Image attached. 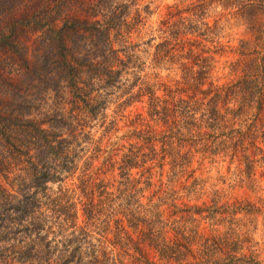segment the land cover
Instances as JSON below:
<instances>
[{
    "label": "trees",
    "instance_id": "trees-1",
    "mask_svg": "<svg viewBox=\"0 0 264 264\" xmlns=\"http://www.w3.org/2000/svg\"><path fill=\"white\" fill-rule=\"evenodd\" d=\"M21 1L0 0V13ZM67 2L39 0L36 11L0 28L4 48L15 52L25 67L17 91L0 112V264H124L118 248H126L129 235L125 227L144 223L151 236L163 222L154 202L142 206V186L131 173L135 161L126 153L117 164L113 187L102 181L89 182L85 176L91 163L87 157H92L86 153L92 133L82 128V122L102 117L117 91L131 97L126 89L130 83L122 81L121 73L130 66L132 51L126 49L121 28L128 24L124 18L135 0H94L91 18L63 16ZM235 9L239 17L235 24L250 32L249 41L238 39L236 49L240 54L255 52L248 67L227 81H208L200 87L208 58L201 51L195 60L203 64L192 61L196 68L190 74L193 80L187 96L164 104L158 102L154 90L147 91L149 115L170 121L158 139L159 148L168 155L182 157L196 142L221 159L233 160L236 150L245 145L261 151L252 137L254 128L243 130L236 116L247 108L257 111L264 96V57L256 54L258 44H264V0H243ZM190 14L178 19L181 23L186 20L183 30L203 40L218 39L213 31L216 23ZM27 27L38 29L29 53L31 61L17 33ZM223 28L225 23L220 24L219 32ZM114 34L119 36L116 46ZM167 40L163 37L154 43V62L172 54ZM247 43L250 47L245 49ZM193 90L201 95L189 99ZM183 144L188 145L180 151ZM79 162L83 163L81 170ZM75 172L78 191L62 183ZM262 179L263 205L224 200L181 209L190 216L198 215L207 226L206 233H198L194 240L193 259L182 264H264V171ZM256 229L261 240L251 233ZM179 234L187 238L184 230ZM151 239L164 264H178L170 259L186 256L190 250L176 237L169 240L152 235ZM131 244L139 252L138 245ZM141 264L163 263L144 258Z\"/></svg>",
    "mask_w": 264,
    "mask_h": 264
},
{
    "label": "rangeland",
    "instance_id": "rangeland-1",
    "mask_svg": "<svg viewBox=\"0 0 264 264\" xmlns=\"http://www.w3.org/2000/svg\"><path fill=\"white\" fill-rule=\"evenodd\" d=\"M38 1L22 0L1 12L0 28L5 29L8 23L18 21L21 15L36 11ZM67 1L63 16L93 17L90 5L94 0ZM240 1L243 0H135L130 8L132 10L124 18L128 24L121 28L124 30L121 33L126 41V49L132 51L130 66L126 72L121 73L122 81L130 83L131 87L126 89H130L131 97L128 99V93L115 91L116 96L110 98L102 117L89 118L86 120L87 124L82 122V128L89 129L92 133V140L88 146L85 144L88 149L86 153L90 156L92 154V157H87L91 160L85 170L87 180L102 181L106 187H113L118 177L117 164L122 155L126 153L131 156L135 161V166L131 167L132 176L142 186L139 198L142 206H146L149 200L154 202L160 219L163 220L160 229H154L155 233L152 235H160L169 240L176 237L179 243L190 247L186 256L180 254L178 258L170 259L178 264L193 259L190 253L195 252L194 240L198 233L207 231L204 219L202 221L198 215L190 216L181 210L185 205L210 204L212 201L220 203L224 200L252 201L257 206L263 205L264 143L260 141H264V96L257 111L254 107L247 108L236 116L240 118L243 130L254 128L252 137L261 146V151L245 145L239 147L233 160H230L229 157L221 159L216 155L213 158L212 153L207 152L201 142L190 144L182 157L178 153L171 156L167 154V150H161L158 139L163 134L162 131L169 127L170 121L169 118L163 121L159 116L157 118L149 115L147 91L154 90L160 98L158 102L164 104L177 96H187L191 92L189 87L193 80L190 74L196 68L192 61L203 64L200 59L195 60L201 51L202 54H208V58L205 62L207 72L202 85L199 83L200 87L207 85L208 81H227L238 75L241 68L248 67L250 56L255 55V52L240 54L236 49L239 47L238 39L249 41L250 38V32L244 25L235 24V20L239 18L235 8ZM191 12L197 14L192 15V18L206 19L211 25L216 23L218 26L213 31L216 36L219 35L218 39L203 40L195 33L183 30L182 23H186V20L181 23L178 19L181 16H191ZM221 23H225L226 28L219 32ZM37 31L38 29L27 27L26 31L17 32L22 36L24 45L26 44V58L30 61L32 57L29 53ZM111 37L116 41V46L119 36L114 34ZM163 37L168 39L172 54L154 62L153 45ZM244 47L248 49L250 44L247 43ZM189 48L190 50H186ZM256 54L264 57L263 43L258 44ZM24 70L25 67L19 62L16 53L8 52L0 41V112L6 110L11 93L17 91L16 86ZM193 91L194 96L189 99L201 95L200 92ZM231 106L234 104L231 103ZM137 131L140 133L136 134ZM145 135H149L150 139ZM185 144L179 148L180 151L186 149L188 144ZM78 164L81 170L83 163ZM76 174L75 172L67 176L62 183L78 191L75 187L78 181ZM80 220L81 215L78 212L77 221ZM125 229L129 235L126 248H118L124 264H141V259L144 258L155 263H165V260L158 258L150 242L152 235H149L148 226L139 223L135 227L126 226ZM183 230L187 238L179 234ZM251 233L253 237L261 240L259 230ZM109 235L108 233L106 237ZM131 243L138 245L139 252L134 250Z\"/></svg>",
    "mask_w": 264,
    "mask_h": 264
}]
</instances>
